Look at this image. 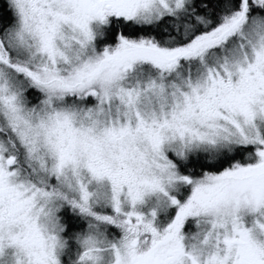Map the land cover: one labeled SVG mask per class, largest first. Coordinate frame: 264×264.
I'll use <instances>...</instances> for the list:
<instances>
[{"label": "snow or ice", "instance_id": "obj_1", "mask_svg": "<svg viewBox=\"0 0 264 264\" xmlns=\"http://www.w3.org/2000/svg\"><path fill=\"white\" fill-rule=\"evenodd\" d=\"M0 264H264V0H0Z\"/></svg>", "mask_w": 264, "mask_h": 264}]
</instances>
